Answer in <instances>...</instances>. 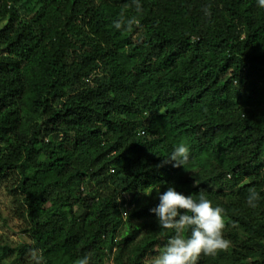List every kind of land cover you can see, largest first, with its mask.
I'll return each instance as SVG.
<instances>
[{
  "label": "trees",
  "instance_id": "16d2710c",
  "mask_svg": "<svg viewBox=\"0 0 264 264\" xmlns=\"http://www.w3.org/2000/svg\"><path fill=\"white\" fill-rule=\"evenodd\" d=\"M138 3L0 0V183L31 239L0 237L8 264H148L170 185L224 209L230 247L196 264H264V7Z\"/></svg>",
  "mask_w": 264,
  "mask_h": 264
},
{
  "label": "clouds",
  "instance_id": "9594fccd",
  "mask_svg": "<svg viewBox=\"0 0 264 264\" xmlns=\"http://www.w3.org/2000/svg\"><path fill=\"white\" fill-rule=\"evenodd\" d=\"M136 3L137 12L141 11L138 0ZM258 5L264 7V0H258ZM206 15L210 12L205 10ZM123 15V14H121ZM123 19L115 22L116 28H121ZM135 20H128L127 27L131 29ZM141 130V134L142 133ZM189 160V149L181 143L175 146L167 161H175L174 167L185 168ZM186 169V168H185ZM187 170V169H186ZM159 203L151 211L155 213L158 225L163 229L174 230L167 244L159 250V254L152 260L151 264H196L198 258L204 256L215 257L218 252L226 251L230 247V241L224 236L225 215L224 209L214 205L213 201L201 191L198 195L184 194L170 185L166 191L160 192L156 189ZM151 195L152 192H145ZM128 196L131 195L127 194ZM260 199L259 192L255 188L248 190L246 205L255 209ZM122 215L127 216L126 211ZM32 258L37 261L35 252ZM77 264H88V257L81 258Z\"/></svg>",
  "mask_w": 264,
  "mask_h": 264
},
{
  "label": "rangeland",
  "instance_id": "374dc122",
  "mask_svg": "<svg viewBox=\"0 0 264 264\" xmlns=\"http://www.w3.org/2000/svg\"><path fill=\"white\" fill-rule=\"evenodd\" d=\"M6 19H0V25L5 23ZM161 120L160 117H158ZM23 221L14 212L12 199L5 190V184L0 183V237L10 245L16 247L25 243H31L29 236L23 232ZM157 255H150L147 259L148 264ZM8 259V258H7ZM0 264H8L4 259H0Z\"/></svg>",
  "mask_w": 264,
  "mask_h": 264
},
{
  "label": "built area",
  "instance_id": "2783aa9c",
  "mask_svg": "<svg viewBox=\"0 0 264 264\" xmlns=\"http://www.w3.org/2000/svg\"><path fill=\"white\" fill-rule=\"evenodd\" d=\"M142 133H144V131H142ZM129 202H130V199L127 197V200H126V202H124V205H123L124 206L123 207V211H126L128 213V215H129L130 209H131V208L128 207V205H129L128 203ZM128 215L127 216L124 215V217L127 218ZM114 252H115V249H114ZM96 264H115L114 263L113 254L109 252L103 262L96 263Z\"/></svg>",
  "mask_w": 264,
  "mask_h": 264
}]
</instances>
